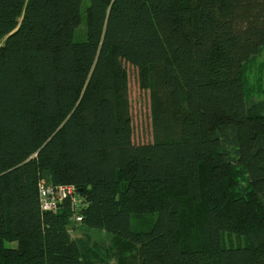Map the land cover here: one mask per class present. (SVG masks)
Returning <instances> with one entry per match:
<instances>
[{"label":"trees","instance_id":"16d2710c","mask_svg":"<svg viewBox=\"0 0 264 264\" xmlns=\"http://www.w3.org/2000/svg\"><path fill=\"white\" fill-rule=\"evenodd\" d=\"M263 51L264 0H0V264H264Z\"/></svg>","mask_w":264,"mask_h":264},{"label":"rangeland","instance_id":"374dc122","mask_svg":"<svg viewBox=\"0 0 264 264\" xmlns=\"http://www.w3.org/2000/svg\"><path fill=\"white\" fill-rule=\"evenodd\" d=\"M88 1L85 2V6L88 5ZM86 18L84 16V22ZM84 24L78 31V37H84L85 33ZM254 71L249 74V82L247 83L257 90H264V51L262 52L256 64L252 67ZM129 75V87H130V103L131 113L134 126V140L136 143H147L152 139L151 135V117H150V95L148 91H144L140 87L138 71L132 67L127 66ZM264 99V95L262 97ZM80 232L73 231L72 236H80ZM93 241L108 240V235L91 233ZM244 241V240H243ZM227 245H232L227 242ZM237 245V244H235Z\"/></svg>","mask_w":264,"mask_h":264},{"label":"built area","instance_id":"2783aa9c","mask_svg":"<svg viewBox=\"0 0 264 264\" xmlns=\"http://www.w3.org/2000/svg\"><path fill=\"white\" fill-rule=\"evenodd\" d=\"M39 191L43 211H56L60 203L70 199L73 203V209L77 211L74 216L75 222H82V217L78 213L82 205L81 199L78 197L76 189L73 186H53L42 183Z\"/></svg>","mask_w":264,"mask_h":264}]
</instances>
